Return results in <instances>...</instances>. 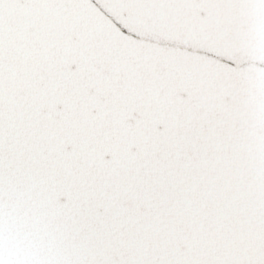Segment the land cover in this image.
I'll use <instances>...</instances> for the list:
<instances>
[{"label": "snow or ice", "instance_id": "snow-or-ice-1", "mask_svg": "<svg viewBox=\"0 0 264 264\" xmlns=\"http://www.w3.org/2000/svg\"><path fill=\"white\" fill-rule=\"evenodd\" d=\"M0 264H264V0H0Z\"/></svg>", "mask_w": 264, "mask_h": 264}]
</instances>
